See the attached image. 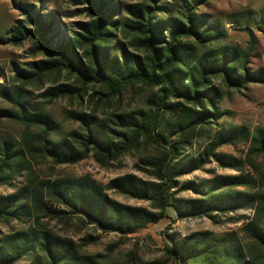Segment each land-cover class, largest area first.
<instances>
[{
    "label": "trees",
    "instance_id": "1",
    "mask_svg": "<svg viewBox=\"0 0 264 264\" xmlns=\"http://www.w3.org/2000/svg\"><path fill=\"white\" fill-rule=\"evenodd\" d=\"M113 1L87 0L83 10L90 21L72 36L61 34L51 8L28 13L4 37L14 45L31 40L34 54L45 58L18 69L9 93L0 90L11 104L0 107V118L22 127L18 136L0 133V186L13 188L0 194V221L21 225L0 229V264L136 262L135 257L124 263L89 253L85 246L99 236L76 240L55 232L45 218L77 217L100 232L127 236L164 218L214 219L241 210H252V216L237 217L246 219L243 240L235 232H172L164 253L175 264H264V168L258 162L264 157V127L224 120L230 111L221 107L216 83L241 90L249 82H263L250 67L251 49L225 42V26L198 12L209 0H140L125 15ZM117 35L125 45L113 51ZM63 72L75 84L51 87L43 93L46 100L62 97L82 106L88 96L91 105L65 110V119L76 124L70 129L27 99V85L42 88ZM137 86L156 90L145 106L123 108V92ZM238 144L247 146L244 159L220 151ZM140 151L141 175L125 173L106 184L88 174L40 178L34 166L39 157L73 165L91 155L108 168ZM212 162L239 172L200 181L184 178ZM245 165L251 172L243 170ZM108 191L149 206L120 202Z\"/></svg>",
    "mask_w": 264,
    "mask_h": 264
},
{
    "label": "rangeland",
    "instance_id": "2",
    "mask_svg": "<svg viewBox=\"0 0 264 264\" xmlns=\"http://www.w3.org/2000/svg\"><path fill=\"white\" fill-rule=\"evenodd\" d=\"M139 1L114 0L113 2L119 9V15H125L129 6ZM22 4L26 7H23ZM88 5L87 0H0V90L10 92L13 88L14 75L18 69L28 68L31 63L45 58L42 54H34V44L31 40H25L18 45L7 42L4 37L8 35L10 30L25 21L28 13L33 14L36 10L48 12L53 8L57 12L56 20L60 32L62 31L61 34L72 36L75 31L80 30L82 24L90 21L83 10ZM198 12L206 13L212 19H218L225 26L227 31L225 42L238 45L243 49L250 48L252 52L250 67L252 71L257 72L264 78V0H209L206 4L200 6ZM121 43L125 45V40L117 35L111 44L113 51ZM75 82L74 77H69L63 72L58 78L48 79L42 88L36 84L27 85V99L34 105L44 106L50 110L66 129L76 127V124L65 119L64 112L66 109L81 108V110H89L91 105L87 100L89 99L88 96L85 97L82 106L77 100L71 102L68 98L61 97L50 102L43 96V93L51 87L62 84H75ZM216 83L222 92L220 105L223 109L230 111L229 114L225 115L224 120L233 124H247L252 128L264 127V81L249 82L241 90L228 89L219 81ZM155 90L143 86L127 89L121 96V106L125 109L145 106L148 98ZM91 92L92 90L89 93ZM3 93L0 91V107L10 108L9 99ZM114 103L115 106H119V101ZM21 129L22 127L19 124L10 121L8 118H0V133L7 131L18 136ZM220 151L232 153L244 159L247 146L245 144L224 146ZM142 152L131 153L125 156L121 162L108 168L101 166L91 155L73 165H56L50 159L39 157L34 161V166L40 178L51 179L66 175L81 176L88 174L99 182L106 184L113 177L125 173L132 172L141 175L136 168V164L140 163L139 159ZM258 162L264 168V157H259ZM243 170L251 172L248 165H245ZM238 172L235 169L219 167L215 162H212L202 170H198L184 178L200 181L212 178L217 174ZM12 191V187L0 186V194H7ZM108 193L111 197L126 204L149 206V202L136 200L115 191H108ZM187 194L189 192L182 195ZM169 212L174 217L171 209ZM242 214L252 216V210H241L214 219L204 217L176 219L172 222L170 218H164L158 223H150L136 233L127 236H121L115 232H100L94 226L82 222L77 217L63 218L62 220L45 218L44 220L55 232L76 240H80L88 234L99 236L96 242L85 246V250L89 253L102 254L108 259L124 263L129 258L135 257V264H175L164 253V245L168 241L167 235L169 233L175 232L186 235L195 232H210L220 236L224 233L235 232L237 237L243 240L241 228L246 219L237 221V217ZM262 225L264 227V222ZM20 227L21 225L16 222L5 224L0 221V229L4 232ZM26 263L27 260H21L17 264Z\"/></svg>",
    "mask_w": 264,
    "mask_h": 264
}]
</instances>
